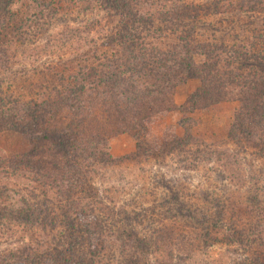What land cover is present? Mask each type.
<instances>
[{
	"label": "rangeland",
	"instance_id": "rangeland-1",
	"mask_svg": "<svg viewBox=\"0 0 264 264\" xmlns=\"http://www.w3.org/2000/svg\"><path fill=\"white\" fill-rule=\"evenodd\" d=\"M161 1L138 7L174 6L172 17L182 27L163 22L158 30L139 20L127 30L134 13L99 0L0 1V91L6 98H35L74 80L85 66L104 64L106 54L121 51L120 34H134L131 43L156 35L164 47L185 29L192 43L221 53L208 93H198V77L185 78L171 87L167 109L130 130L117 125L107 102L92 108L105 154L102 162L78 161L88 180L78 197L82 204L96 202L84 212L70 211L61 196L75 186L59 181L62 187L41 188L28 171L6 168L33 143L4 127L0 115V163H6L0 167V262L22 256L23 264H47L55 252L48 247L64 240V224L90 223L95 235L88 240L106 245L101 264H264V141L250 125L235 123L236 89L221 90L223 78L233 76L235 65L221 67L232 50L264 48V0ZM240 65L242 72L252 67ZM224 70L231 73L221 75ZM26 205L41 213L36 227L12 219L11 212Z\"/></svg>",
	"mask_w": 264,
	"mask_h": 264
},
{
	"label": "trees",
	"instance_id": "trees-1",
	"mask_svg": "<svg viewBox=\"0 0 264 264\" xmlns=\"http://www.w3.org/2000/svg\"><path fill=\"white\" fill-rule=\"evenodd\" d=\"M99 1L107 2L117 11L128 8L130 13H134L127 30L139 20L154 24L158 30H161L158 25L163 22H169L172 27L176 24L181 26L178 24L181 22H176L177 19L172 17L176 12L174 6L167 10L152 12L140 8L159 4L157 1L161 0ZM138 14L139 17L136 18ZM190 24L192 25L193 22L190 21ZM120 35L118 37L121 51L115 50L111 55L106 54L107 62L102 65L81 68V75L76 74L72 81L53 85L46 92L30 99L11 95L6 98L0 91V102H5L0 105L3 126L10 125L11 130L26 134L33 143L32 149L23 152L18 160L13 162L14 165L12 162H8L7 165L1 162L0 167L4 168L6 165V168L22 169L23 173L28 171L35 181L42 183L39 184L41 188L53 187L54 183L55 187L58 185L62 187L59 181L66 186H75L67 187L65 194L61 195L65 198L70 211L72 207L75 212L77 210L84 212L96 203L89 199L82 204L78 197L80 191L88 188L87 178L81 176L77 169L78 161L87 158L102 162L105 154L102 152L105 145L104 138L98 126L101 122L92 112V108L107 102L117 118V125L119 124L122 130H130L133 128L131 125L138 126L151 112L167 109V97L171 87L185 78L198 77L201 80L198 93H208L206 90L213 77L211 73L216 69L221 56L218 49L209 50L192 43L189 32L187 33L185 29H182L180 35H176L175 40L169 41L164 47L161 46L165 45V42L162 44L157 42L156 45L155 41L158 37L156 35H150L152 38L149 35L136 36V40L132 43L134 34L128 33L129 36L132 35L131 37ZM255 38L264 39L256 35ZM250 47L249 50L242 52L232 50V53L227 55L229 62L227 63L226 60V64L221 67L229 68L235 65L232 67L234 72L233 76L225 77L227 80L223 78L221 90L225 85L236 89L237 100L240 102V115L235 118V123L238 122L243 129L250 125L251 129H255L259 134L260 140L264 141V48ZM224 59L225 56L222 61ZM246 62L252 67L247 72H242L244 66L240 64L244 65ZM228 73L231 72L224 70L221 75ZM5 109L8 111L5 112ZM111 117H114L113 114ZM45 141L47 146L43 143ZM41 144L46 146L45 153L40 148ZM71 162H73L72 168L69 165ZM21 204L25 205L24 200H21ZM11 214L14 216L13 220L36 227L37 217L41 213H38L34 206L26 205ZM64 226L66 229L64 240L55 241L54 246L48 247L55 252L49 255L47 264L105 262L106 245L94 244L90 241L95 235L94 228H91L94 227L93 224L86 223L80 227L73 223ZM95 227L100 226L95 224ZM6 259L8 261L2 258L0 264L25 262L22 256Z\"/></svg>",
	"mask_w": 264,
	"mask_h": 264
}]
</instances>
